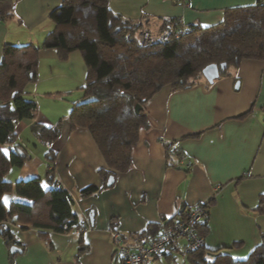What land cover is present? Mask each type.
I'll return each mask as SVG.
<instances>
[{"label": "crops", "instance_id": "0c3cea01", "mask_svg": "<svg viewBox=\"0 0 264 264\" xmlns=\"http://www.w3.org/2000/svg\"><path fill=\"white\" fill-rule=\"evenodd\" d=\"M9 1L13 4L12 15L0 21V60L5 42L40 45L53 28L50 12L62 3ZM255 2L109 0L108 8L124 19L141 20L156 31L168 18H177L184 25L210 26L221 21L226 7ZM38 59V80L29 84L27 91L37 102L39 118L52 124L70 111L68 102L56 93L72 92L71 98L77 97L86 69L78 51L62 60L56 49L44 48ZM145 107L148 126L139 128L137 142L131 147V166L115 173L110 186H103L99 170L109 168L88 130L70 129L63 120L54 143L55 177L72 196L83 228L56 233L47 228H23L11 218L0 226L10 230L16 244L8 243L0 232V264H122L114 251L113 233L130 241L162 219L186 215L196 203H209L203 248L207 259L225 254L233 260H245L262 242L264 215L254 208L264 192V60L243 59L213 83L202 77L187 89L173 91L169 85L164 86ZM36 119H23L16 126L18 140L31 159L10 170L7 178L13 183L40 177L47 186L44 177L48 147L31 137L34 148L44 146L45 165L40 171L37 163L42 161L37 155L41 153L22 140ZM166 143L182 153L181 158L170 161L175 166L168 164ZM89 184L99 190L81 194ZM5 197L6 205L11 200L30 202L14 191ZM81 236L86 250L80 252ZM193 258L173 250L155 258L152 264H196Z\"/></svg>", "mask_w": 264, "mask_h": 264}, {"label": "trees", "instance_id": "16d2710c", "mask_svg": "<svg viewBox=\"0 0 264 264\" xmlns=\"http://www.w3.org/2000/svg\"><path fill=\"white\" fill-rule=\"evenodd\" d=\"M108 1L62 0L61 5L49 14L53 28L40 45L31 42H5L2 45L0 225L16 218L23 228H47L56 233L83 228L72 196L55 177L57 150L54 143L59 138L64 119L70 129L82 127L88 130L109 168L99 170L103 186H110L115 173L130 168L131 147L137 142L139 128L148 126L145 105L161 88L169 85L173 91L187 89L202 78V69L211 63L226 64L219 69V76H223L243 59L264 60V0L226 7L221 21L210 26L184 25L177 18L164 19L149 45L138 40L139 32L151 30L149 24L114 14L108 8ZM171 1L187 3V0ZM12 9L9 0H0V21H7ZM181 26L184 31L178 34ZM44 48L56 49L62 60L78 51L86 69L85 82L77 89V97L71 98L72 92L56 93L60 100L68 102L70 111L65 118L52 124L39 118L37 102L27 91V86L38 80V54ZM26 118H37L30 125V134L34 141L48 147L44 177L47 186L40 177L20 179L15 183L7 178L12 168H19L31 159L16 133L18 122ZM169 145L165 144L168 164L175 166L170 161L175 162L182 153L180 149H170L172 145ZM98 190L89 184L81 194L90 195ZM12 191L30 202L11 200L6 205L3 198ZM206 206L208 208L209 203ZM254 210L264 215V192ZM159 230L160 223L132 238L146 240L157 235ZM0 232L8 243L16 244L9 229L0 226ZM206 232V225L201 224L200 233ZM79 244L80 252L86 250L82 236ZM203 248L188 253L196 264H264V237L245 260H233L225 254H215L207 259ZM114 251L118 255L115 247Z\"/></svg>", "mask_w": 264, "mask_h": 264}, {"label": "built area", "instance_id": "2783aa9c", "mask_svg": "<svg viewBox=\"0 0 264 264\" xmlns=\"http://www.w3.org/2000/svg\"><path fill=\"white\" fill-rule=\"evenodd\" d=\"M183 31L184 26H181L178 34ZM151 39L148 31L138 33V40L143 45L152 42ZM208 216L206 204L196 203L189 208L184 217H175L171 221L162 219L157 235L146 240L141 241L134 237L125 242L118 233H113L114 247L122 264H152L156 257L173 250L187 255L205 245V236L200 233V225L207 223Z\"/></svg>", "mask_w": 264, "mask_h": 264}, {"label": "water", "instance_id": "95a60500", "mask_svg": "<svg viewBox=\"0 0 264 264\" xmlns=\"http://www.w3.org/2000/svg\"><path fill=\"white\" fill-rule=\"evenodd\" d=\"M225 63L220 64L219 66L215 63H211L206 65L202 69V77L208 82L213 83L215 79L219 77V69H222L225 67ZM17 249L12 248V251H16Z\"/></svg>", "mask_w": 264, "mask_h": 264}, {"label": "rangeland", "instance_id": "374dc122", "mask_svg": "<svg viewBox=\"0 0 264 264\" xmlns=\"http://www.w3.org/2000/svg\"><path fill=\"white\" fill-rule=\"evenodd\" d=\"M148 31V30H147ZM148 32H150V34H151V36L153 37V35H154V32L155 31H153V30H149ZM48 33V32H47ZM155 39V38H154ZM152 40V39H151ZM153 42V41H152ZM152 42H150L149 44H151ZM149 44H147V45H149ZM31 135L29 134V131L28 132H26L25 133V136L24 137H22V140H24V142H26L27 144H28V141L30 142L29 144H31L32 146H31V148L33 149V151H35V152H37V153H41L40 155H37V156H39L38 158L40 159V161H42L41 163H37V162H35V160L33 161V163H37V167H39V169H40V171H42V169L44 168V165H45V163L43 162L44 161V158H43V149H42V147H44V146H42V145H39L38 147H36V148H34V143L32 144L31 142L32 141H34V139H32V141H31ZM28 138V139H27Z\"/></svg>", "mask_w": 264, "mask_h": 264}, {"label": "snow or ice", "instance_id": "6c2138e0", "mask_svg": "<svg viewBox=\"0 0 264 264\" xmlns=\"http://www.w3.org/2000/svg\"><path fill=\"white\" fill-rule=\"evenodd\" d=\"M5 151H6V150H5ZM3 199H4V201H5V202H7V200H8V197H4Z\"/></svg>", "mask_w": 264, "mask_h": 264}]
</instances>
